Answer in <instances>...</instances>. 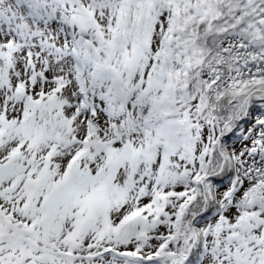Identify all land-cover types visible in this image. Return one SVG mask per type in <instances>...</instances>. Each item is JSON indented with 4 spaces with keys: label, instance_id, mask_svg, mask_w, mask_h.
I'll return each mask as SVG.
<instances>
[{
    "label": "snow or ice",
    "instance_id": "6c2138e0",
    "mask_svg": "<svg viewBox=\"0 0 264 264\" xmlns=\"http://www.w3.org/2000/svg\"><path fill=\"white\" fill-rule=\"evenodd\" d=\"M0 264H264V0H0Z\"/></svg>",
    "mask_w": 264,
    "mask_h": 264
}]
</instances>
